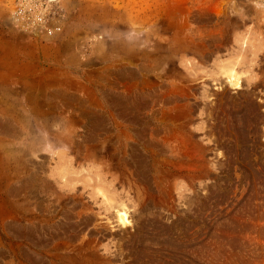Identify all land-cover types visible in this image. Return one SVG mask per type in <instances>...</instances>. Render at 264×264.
<instances>
[{
  "label": "rangeland",
  "instance_id": "rangeland-1",
  "mask_svg": "<svg viewBox=\"0 0 264 264\" xmlns=\"http://www.w3.org/2000/svg\"><path fill=\"white\" fill-rule=\"evenodd\" d=\"M0 264H264V0H0Z\"/></svg>",
  "mask_w": 264,
  "mask_h": 264
},
{
  "label": "bare ground",
  "instance_id": "bare-ground-1",
  "mask_svg": "<svg viewBox=\"0 0 264 264\" xmlns=\"http://www.w3.org/2000/svg\"><path fill=\"white\" fill-rule=\"evenodd\" d=\"M228 79H229L230 84L235 85L236 87L238 86V80L239 79H238V75L237 74L232 73V71H229ZM125 215L126 214H125L124 211H119V215H118L119 220L125 221Z\"/></svg>",
  "mask_w": 264,
  "mask_h": 264
}]
</instances>
